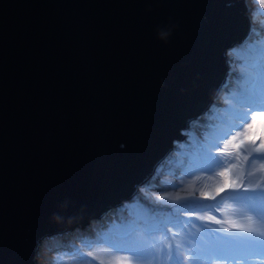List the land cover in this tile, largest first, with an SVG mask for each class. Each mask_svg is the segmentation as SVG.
Returning <instances> with one entry per match:
<instances>
[{
    "label": "water",
    "instance_id": "water-1",
    "mask_svg": "<svg viewBox=\"0 0 264 264\" xmlns=\"http://www.w3.org/2000/svg\"><path fill=\"white\" fill-rule=\"evenodd\" d=\"M241 8L0 0V264H33L44 235L134 197L226 92Z\"/></svg>",
    "mask_w": 264,
    "mask_h": 264
},
{
    "label": "rangeland",
    "instance_id": "rangeland-1",
    "mask_svg": "<svg viewBox=\"0 0 264 264\" xmlns=\"http://www.w3.org/2000/svg\"><path fill=\"white\" fill-rule=\"evenodd\" d=\"M241 1L244 14L249 15L251 32L247 40L239 45L236 51L231 50L228 55L226 54L225 62H227V66H230L228 68L235 71L236 74L235 76L232 74L230 77L231 85L224 86L226 92L221 97L224 98L225 104H222L223 107H215L217 110L220 109L218 115L221 117L217 119L219 121L216 120L219 122L218 126L217 122H207L208 120H215L213 105L210 106L207 115L203 117L205 119H202L201 122H207L203 124L205 130L203 135L209 140L208 150L213 148L220 152V148H215V142H217L220 146L230 148L233 153H237V148L243 144L247 145L246 155L249 156V159L245 161L242 155L238 169L229 172L228 177H219L213 181V185L204 184L201 177L194 171L181 177L182 182L179 181L178 176L171 175L177 182L173 185L170 184L169 188L164 190L155 191L146 186L139 193L140 198L137 201L119 206L117 211H113L118 215L117 218L113 219L111 229L105 232L97 230V234L94 236L81 237L77 235L73 238L72 243H68L64 249L54 248L50 250L51 247H55L64 241L57 238L59 233L51 234L47 238L48 244L43 243L42 250H39L36 255L42 264H48L46 260L50 256L52 257L49 264H175L177 259L183 262L188 254L190 261H192L191 250H187L190 248L187 245L188 240H186L189 235L185 234L193 236L197 233L201 234L199 232L208 233L213 236L210 241L221 234L239 236L246 234L243 232L228 233L223 231L224 228L222 230L213 229L206 222L205 211H203V209L212 208L210 215L219 213L215 212L220 207L219 200H225L222 207L229 202L239 201L238 203H242L243 200L235 199V197L229 198L234 193L228 195L227 199L224 197L227 192L243 191V187L236 190L232 188L236 173H238L237 176L241 172L244 173V187L255 186L259 183L261 189H264V170L260 168V164L264 163V160L258 164L250 165L254 161L250 160L251 156L264 157V147H261L264 144V111L258 110L264 107V4L261 3V0ZM233 77L237 80L234 81ZM237 81L241 86L236 85ZM221 97L214 103H218ZM228 102L236 103V105L230 106ZM198 120L199 118L196 119V121ZM208 131L210 132L208 133ZM183 136L185 137L184 140L175 141V149L170 151L167 158L162 162L163 165L171 164L176 159H183L182 150H186L188 143L192 141L188 130L183 133ZM227 141L228 143H225ZM249 167L253 171L249 170ZM223 169L228 168L223 167ZM179 171L175 173L181 175L185 173L183 167ZM258 171H260L259 174H257ZM163 172L165 170L161 168V173ZM248 172H253V175L249 177ZM226 183L227 187H225ZM235 183L239 184L240 180H235ZM219 188H224V190L218 193L217 189ZM201 192L206 193V195H201ZM120 212L122 214H119ZM124 212H126L125 216ZM222 212L224 213V210ZM262 220H264V216ZM208 221L212 224L211 220ZM238 221L245 223L240 219ZM260 225L261 221L258 223V226ZM183 235L185 236L182 238ZM193 238H200V243H197ZM191 239L192 244L195 242L191 246L192 249L202 244L207 238L195 236ZM203 245L210 246L207 242ZM132 248L141 254L139 256L133 255L129 251ZM42 251L48 252V254L42 253ZM43 255L46 256V259H41ZM189 259L187 264H192ZM202 261L203 263L210 262L207 259ZM216 262L224 263L222 260H216Z\"/></svg>",
    "mask_w": 264,
    "mask_h": 264
},
{
    "label": "bare ground",
    "instance_id": "bare-ground-1",
    "mask_svg": "<svg viewBox=\"0 0 264 264\" xmlns=\"http://www.w3.org/2000/svg\"><path fill=\"white\" fill-rule=\"evenodd\" d=\"M222 87H223V85L220 87L219 91L222 90ZM214 117H215V120H213V122H216V120L219 119L221 116L216 113V114H214ZM222 119H220V120H222ZM201 120L202 119H199L198 121H191V120H190L191 122L189 121L190 123L188 126V131L191 134L192 141L190 143H188V148L186 150H182L183 151V157H182L183 159H176L173 162L171 161L172 163L171 164L168 163L167 166L165 164L166 167L162 168L165 170V172H163V173H160L159 168L156 169V171L150 177V180L152 181V182L150 181L151 184H150V182L148 184V187H150V189L155 190V191L164 190L166 188H169L170 184L171 185L175 184V182H177V181L174 179V176L171 179V175L179 174V173H175V172H178L181 167L184 168L185 173L178 176L179 179L181 177H184V175H187V174L195 171L194 173H197V175L199 177H201L202 179L212 180V179L217 178L219 176L220 172L225 171L223 169V167L231 168V171L233 169L234 170L238 169L239 164H240V159H241V156L243 153L241 150V147L237 148V153H233L230 148L222 147V146H220L219 143L215 142V145H216L215 148H217V147L220 148L221 149L220 152L214 150L213 148H211V150H208L209 140H207L203 135V132H205L203 124H205L207 122H212V121L209 120L207 122H201ZM209 132L210 131H208V133ZM168 155H169V153H168ZM168 155H166V156H168ZM209 156L213 157L216 161H218L219 166H217L216 164L210 163L209 162ZM165 158H167V157H165ZM255 164H258V162H255L254 165ZM232 165H236V167L232 168ZM205 168H208L209 171H211V172L206 173V172L201 171L200 173H198L200 170L205 169ZM179 181L182 182L181 179ZM186 181H188V180H186ZM238 202L239 201L227 203L224 207H222L221 212H219L217 214H212L211 216L214 217L216 220H225V219L232 220V218H231L232 213L238 208H243L242 203H238ZM246 204L249 205V203H246ZM251 204L255 205V207L257 206L255 201H252ZM95 208L98 209L99 207L96 206ZM96 209L94 210V212H96ZM222 210H224V213L222 212ZM223 226L228 227V225H223ZM193 239L197 243H200V241H201L200 238H198V239L193 238ZM186 240H188L187 245H189L190 248L192 245L195 244V242H194V244H192V242H191L192 239L189 236L186 237ZM202 243H205V242H202Z\"/></svg>",
    "mask_w": 264,
    "mask_h": 264
},
{
    "label": "snow or ice",
    "instance_id": "snow-or-ice-1",
    "mask_svg": "<svg viewBox=\"0 0 264 264\" xmlns=\"http://www.w3.org/2000/svg\"><path fill=\"white\" fill-rule=\"evenodd\" d=\"M261 3L264 4V0H261ZM258 110L264 111V107ZM261 147H264V144H262ZM248 159L249 156H244L245 161H247ZM253 159L264 160V157H253ZM209 162L219 166V162L211 156H209ZM234 167H236V165H232V168ZM260 168L261 170H264V163L260 165ZM229 172H231V168L226 169L224 172H220L219 175L227 176ZM247 175L251 177L253 175V172H248ZM243 176L244 173L241 172L234 178L232 184L233 190L243 187L244 192L251 191L253 193H256V195L250 197L235 198L243 200L245 202L264 200V189H261V185L257 183L255 186L249 185L248 187H244ZM235 180H240V183H235ZM227 186L228 185L226 183L225 187ZM257 189H261L260 192L257 193ZM223 190L224 188H219L217 189V192L219 193V191ZM201 195H206V193L201 192ZM249 210L254 213L258 212V209L255 207V205L251 204L249 205ZM206 219L212 220L214 223L220 224L222 226L228 225V227L225 228V231L228 233H232L233 229H235L236 232L248 233L249 235L239 236L236 234H221L214 237L213 242L210 246H202L195 249V253L192 258V264H203L202 258L210 256H215L217 259L223 260L224 264H248V256L264 253V220L261 221L260 226H256L254 225L251 216L247 217V221L245 223H238L229 219L216 220L214 217H206ZM129 251H131L135 256H139L141 254L135 248L129 249ZM187 261L188 257H185V260L183 262L177 259L175 261V264H187Z\"/></svg>",
    "mask_w": 264,
    "mask_h": 264
},
{
    "label": "clouds",
    "instance_id": "clouds-1",
    "mask_svg": "<svg viewBox=\"0 0 264 264\" xmlns=\"http://www.w3.org/2000/svg\"><path fill=\"white\" fill-rule=\"evenodd\" d=\"M240 2H241V10H240V15H241V19L244 21V23H245V31H246V33H245V37H243V38H241V40H237V41H235V46H233V47H231V48H229L227 51H226V53L224 54V65H225V67L227 68V76L225 77V82L227 83L226 84V87L227 86H229L230 85V77H231V75L232 74H234V76H235V74H236V72L235 71H233V70H231L230 68H228V67H230V66H227V62H225V58H226V54L228 55V52L229 51H231V50H233V51H236L237 50V47L239 46V45H241V44H243V42L245 41V40H247V38L249 37V34H250V32H251V30H250V20H249V15L247 16V15H245L244 14V7H243V3H242V1L241 0H239ZM226 78H227V80H226ZM234 78V81L235 80H237L235 77H233ZM228 81V82H227ZM236 85H238V86H241L240 84H238V81L236 82ZM228 95V94H227ZM223 96V95H222ZM221 98H223V97H221ZM224 99V98H223ZM217 100H219V99H217ZM217 100H214L213 101V103L211 104V105H217V104H220V101H218V103L216 102V103H214L215 101H217ZM240 100V99H239ZM235 105H236V103H234ZM233 104V105H234ZM238 104V103H237ZM210 105V106H211ZM221 105V104H220ZM210 106H209V108H210ZM208 108V109H209ZM208 109H207V111H206V113L204 114V115H202L201 117H199V119H205V118H203L204 116H206L207 115V112H208ZM215 113H217V114H219V112H215ZM214 113V114H215ZM198 119V118H197ZM214 119H215V117H214ZM227 120V119H226ZM191 121H196V119H193V120H191ZM190 121V122H191ZM209 121V120H208ZM210 121H212V120H210ZM217 121H219V120H217ZM216 121V122H217ZM190 122H188V123H190ZM211 123H213V121L211 122ZM217 124V126H218V124H219V122H217L216 123ZM188 126H189V124H188ZM188 130V127L186 128V129H184V130H182L181 132H180V136L181 137H183V140L185 139V137L183 136V133H185L186 131ZM175 141H178V140H175ZM175 141L173 142V149L171 150V151H173L174 149H175V145H176V143H175ZM182 141V140H181ZM224 143V142H223ZM225 143H228V141L227 142H225ZM230 143V142H229ZM232 143H237V142H232ZM237 144H239V143H237ZM241 145V150H242V152H243V158H244V156L247 154V151H246V146L247 145H243V144H240ZM248 148V147H247ZM170 153V152H169ZM179 153V152H178ZM177 156V155H176ZM165 157H167V156H165ZM163 158L162 159V161H160V163H158L157 165H155V167L153 168V171L151 172V175L145 180V181H147L146 182V184H143L142 186H140V187H137L136 188V192L134 193V197L131 199V200H129V201H121L120 203H118V204H116V205H114V206H107V208H105L104 209V211H103V213H101L98 217H96L95 219H93V220H90L91 222H90V224L93 222V221H95V220H102L103 218H105V216H107V215H110L114 210L115 211H117L118 210V208H119V206H122V205H124V204H128V203H132V202H135V198H136V196L138 197V195H139V193L141 192V190L143 189V188H145L146 186H148V184H149V182H150V177L153 175V173L156 171V169H158L159 168V170H160V173H161V168H164V167H166L167 166V164H166V166L165 165H163L162 164V162L166 159V158ZM253 157H257V156H251V158H250V160L252 159V160H254V161H252L251 163H250V165H254V163L255 162H260L261 161V159H253ZM259 157V156H258ZM250 169L249 170H251V171H253L252 170V168L251 167H249ZM202 172H206V173H209V172H211V171H209V169L208 168H205ZM236 172V171H235ZM241 172V171H240ZM259 172L260 171H258V173L257 174H259ZM237 174L238 173H236V176H237ZM166 175V174H165ZM181 174L179 173V174H174V176H180ZM219 177H221V175H219L217 178H215V179H212V180H209V179H202L201 178V180L204 182V184H209V185H213V181H215L216 179H218ZM171 179H172V177H171ZM190 186H195V185H190ZM185 187H187V186H185ZM260 190L261 189H258V191H257V193L258 192H260ZM145 192V191H144ZM147 192V191H146ZM238 192V193H237ZM237 192H227V193H225L224 194V197H226V199L228 198V195H230L231 193H234V194H232V195H230L229 196V198L230 197H250V196H255L256 195V193L255 194H252L251 192H244V191H237ZM242 192H244V193H242ZM163 195H165V194H163ZM225 195H227V196H225ZM236 199V198H235ZM138 200V199H137ZM136 200V201H137ZM124 202V203H123ZM223 202H225V200H219L218 201V203L220 204V207L217 209V211H215V212H220L221 211V207H222V204H223ZM252 202V201H251ZM251 202H245V201H242V205H243V208H238V209H236L233 213H232V220L233 221H236V222H238L239 223V219L240 220H242V221H247V217L248 216H251L252 217V219H253V222H254V225H256V226H258V223L260 222V221H262V218H263V216H264V200H260V201H255V203H256V208L258 209V212H256V213H254V212H252V211H250L249 210V206H247L246 205V203H249V205L251 204ZM130 205V204H129ZM252 205V204H251ZM198 210V209H197ZM211 210H213L212 208H209V209H203V211H205V216L206 217H211V215L209 214V213H211ZM199 211V210H198ZM200 212V211H199ZM201 214H202V212H200ZM186 214H187V212H186ZM205 220H206V222L209 224V226L210 227H212L213 229H219V230H222L223 228H224V230L223 231H225V228H227L226 226H222V225H220V224H216V223H214L212 220V224H210L209 223V221H208V219H206L205 218ZM90 224H85V225H82V224H78L77 226H71V227H68L67 229H65V228H62V229H60V230H57V231H55L54 233H51V234H55V233H59L58 234V236H57V238H61V237H65V235L67 234L68 236L69 235H71V234H73V232H75V229L76 230H79L80 228H82L83 230H85V228L86 227H88ZM170 231V230H169ZM226 232V231H225ZM199 233H201V234H198L197 233V235H190V234H185V235H189V237H195V236H200V237H205V238H207L204 242H207L209 245H211V243L213 242V241H210L211 240V238L213 237V236H211L210 234H208V233H203V232H199ZM203 233V234H202ZM232 233H236V230L235 229H233V232ZM51 234H47V235H44L40 240H38V242H37V245H36V249H35V251H34V257H33V264H39L38 263V261H37V257H36V255H37V253H39V250H41V247H42V244L45 242V241H47V237L49 236V235H51ZM204 234H206V235H204ZM185 235H183L182 236V238L185 236ZM247 235H249L248 233H246L244 236H247ZM63 240V239H62ZM48 242H49V240H48ZM181 242H182V240H181ZM202 246H204L203 245V243L202 244H200V245H197V246H195V247H193L192 249L191 248H187V250H191V259L193 258V256H194V253H195V249L196 248H199V247H202ZM205 246H208V245H205ZM65 248V246H63V248H59V250L60 249H64ZM182 248H183V246H182ZM187 254H188V252H187ZM188 259H189V254H188ZM205 259H207V260H209L210 262H208V263H203V264H209V263H216V264H220V263H218V262H216V260H219V259H217L215 256H210V257H203L202 258V260H205ZM247 260H248V264H264V253H261V254H259V255H250V256H248L247 257ZM189 261H190V259H189ZM223 261V260H222ZM190 262H192V261H190ZM224 264V263H223Z\"/></svg>",
    "mask_w": 264,
    "mask_h": 264
},
{
    "label": "trees",
    "instance_id": "trees-1",
    "mask_svg": "<svg viewBox=\"0 0 264 264\" xmlns=\"http://www.w3.org/2000/svg\"><path fill=\"white\" fill-rule=\"evenodd\" d=\"M224 101L225 100L223 98H221V100H220L221 105L220 104H217V107H220V106L223 107L222 104H225ZM229 105L231 106L230 103H229ZM139 198H140V196H138L135 199V201L137 199H139ZM124 213L123 214L125 216L126 215V212H124ZM119 214H122V213L120 212ZM117 215L118 214H115L114 212H112L110 215L105 216V218H103L102 220H95V221H93L88 227L85 228V230H83L82 228H80L79 230H76L75 232H73V234H71L69 236L66 234L65 237H61L60 238V240L63 239L64 241H62L61 244H59V245H57L55 247H51L50 250H52L54 248H56V249L63 248V246L68 245V243H72L73 238L75 236H77V235H80L81 237L82 236H94V235L97 234V230H100L102 232L108 231L109 229L112 228V226H113V222L112 221H113V219L117 218L116 217ZM99 223H101V225H99ZM44 243L45 244H48V240L45 241ZM41 250H42V247H41ZM42 253L48 254V252H45V251L44 252L42 251ZM51 257L52 256H50L48 258V260H46V261H48V264L50 263ZM41 259H46V256L43 255L41 257ZM37 261H38L39 264H42V262L40 260L37 259Z\"/></svg>",
    "mask_w": 264,
    "mask_h": 264
}]
</instances>
